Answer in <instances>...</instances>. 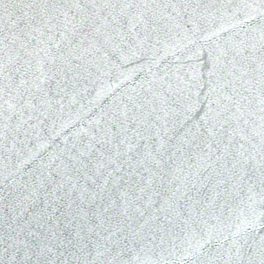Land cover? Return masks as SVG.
<instances>
[{
    "label": "snow or ice",
    "instance_id": "obj_1",
    "mask_svg": "<svg viewBox=\"0 0 264 264\" xmlns=\"http://www.w3.org/2000/svg\"><path fill=\"white\" fill-rule=\"evenodd\" d=\"M0 264H264V0H0Z\"/></svg>",
    "mask_w": 264,
    "mask_h": 264
}]
</instances>
